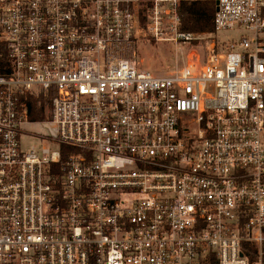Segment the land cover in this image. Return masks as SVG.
Masks as SVG:
<instances>
[{"label": "built area", "instance_id": "built-area-1", "mask_svg": "<svg viewBox=\"0 0 264 264\" xmlns=\"http://www.w3.org/2000/svg\"><path fill=\"white\" fill-rule=\"evenodd\" d=\"M181 1L0 0V264H264V0H215L205 59L157 75Z\"/></svg>", "mask_w": 264, "mask_h": 264}, {"label": "rangeland", "instance_id": "rangeland-1", "mask_svg": "<svg viewBox=\"0 0 264 264\" xmlns=\"http://www.w3.org/2000/svg\"><path fill=\"white\" fill-rule=\"evenodd\" d=\"M148 3H145L143 7H141L145 14L148 13V9L144 6L150 7L152 4L151 1H148ZM164 27L165 30L163 28L160 30V32L163 33L160 36L166 40H170L173 31L169 28V24H165ZM179 29L181 31V24ZM238 34L239 32L226 31L217 33V37L222 41L231 40L238 36ZM193 36L195 40L190 44L174 43L173 41L158 42L153 37L151 29L148 40H143L138 45V59L141 66L157 75H163L173 70L175 67H184V65L189 62L190 56H193L195 60L199 58L200 61H203L206 57L208 42L216 37L215 32L212 34H193ZM26 130L37 133H47L41 125L26 126ZM25 134L26 136L22 137L24 148L40 144L37 138L30 136L28 133H24V135Z\"/></svg>", "mask_w": 264, "mask_h": 264}, {"label": "trees", "instance_id": "trees-1", "mask_svg": "<svg viewBox=\"0 0 264 264\" xmlns=\"http://www.w3.org/2000/svg\"><path fill=\"white\" fill-rule=\"evenodd\" d=\"M216 12L215 0H182L179 4L181 31L191 34H212L215 32L214 16ZM51 102L43 95L29 100L31 120L44 119V110ZM69 149H63V160Z\"/></svg>", "mask_w": 264, "mask_h": 264}]
</instances>
